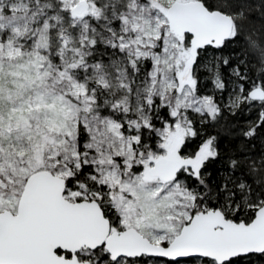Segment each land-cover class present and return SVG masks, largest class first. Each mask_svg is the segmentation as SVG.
<instances>
[{
	"label": "snow or ice",
	"instance_id": "6c2138e0",
	"mask_svg": "<svg viewBox=\"0 0 264 264\" xmlns=\"http://www.w3.org/2000/svg\"><path fill=\"white\" fill-rule=\"evenodd\" d=\"M0 264H264V0H0Z\"/></svg>",
	"mask_w": 264,
	"mask_h": 264
}]
</instances>
